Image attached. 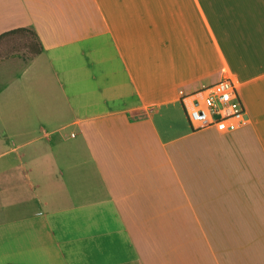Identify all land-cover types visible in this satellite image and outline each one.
I'll use <instances>...</instances> for the list:
<instances>
[{"label":"crops","instance_id":"0c3cea01","mask_svg":"<svg viewBox=\"0 0 264 264\" xmlns=\"http://www.w3.org/2000/svg\"><path fill=\"white\" fill-rule=\"evenodd\" d=\"M14 30L0 264H264V0H0ZM224 70L246 124L192 130Z\"/></svg>","mask_w":264,"mask_h":264},{"label":"built area","instance_id":"2783aa9c","mask_svg":"<svg viewBox=\"0 0 264 264\" xmlns=\"http://www.w3.org/2000/svg\"><path fill=\"white\" fill-rule=\"evenodd\" d=\"M225 75L214 84L189 96L184 111L192 130L213 129L231 133L246 124L247 117L236 80Z\"/></svg>","mask_w":264,"mask_h":264},{"label":"trees","instance_id":"16d2710c","mask_svg":"<svg viewBox=\"0 0 264 264\" xmlns=\"http://www.w3.org/2000/svg\"><path fill=\"white\" fill-rule=\"evenodd\" d=\"M25 30H14V31H11V32H8V33H5L3 35L0 36V41L7 38V37H12V36H15V35H18L22 32H24ZM29 50H33L30 46L28 47ZM40 52V47L36 50H33V52H31V55L34 56V55H37L38 53ZM242 101V100H241ZM243 103V102H242ZM244 106V105H243Z\"/></svg>","mask_w":264,"mask_h":264},{"label":"rangeland","instance_id":"374dc122","mask_svg":"<svg viewBox=\"0 0 264 264\" xmlns=\"http://www.w3.org/2000/svg\"><path fill=\"white\" fill-rule=\"evenodd\" d=\"M12 45L13 46H5L3 49H2V51L3 52H6V50H11V51H14V50H20V49H22V47L23 46H20V42H12ZM25 47V46H24ZM225 75V74H224ZM215 81V80H214ZM180 107V106H179ZM180 110H181V112H182V109H181V107H180ZM183 113V112H182Z\"/></svg>","mask_w":264,"mask_h":264}]
</instances>
